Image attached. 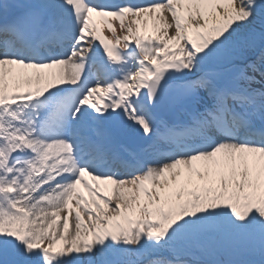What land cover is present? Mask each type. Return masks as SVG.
<instances>
[{"label": "snow or ice", "instance_id": "6c2138e0", "mask_svg": "<svg viewBox=\"0 0 264 264\" xmlns=\"http://www.w3.org/2000/svg\"><path fill=\"white\" fill-rule=\"evenodd\" d=\"M0 264H264V0H0Z\"/></svg>", "mask_w": 264, "mask_h": 264}, {"label": "bare ground", "instance_id": "6f19581e", "mask_svg": "<svg viewBox=\"0 0 264 264\" xmlns=\"http://www.w3.org/2000/svg\"><path fill=\"white\" fill-rule=\"evenodd\" d=\"M149 26L151 27V21H149ZM100 30H101V35L111 38V33L107 30V26L104 23L101 24ZM117 34H119L118 27H117Z\"/></svg>", "mask_w": 264, "mask_h": 264}, {"label": "rangeland", "instance_id": "374dc122", "mask_svg": "<svg viewBox=\"0 0 264 264\" xmlns=\"http://www.w3.org/2000/svg\"><path fill=\"white\" fill-rule=\"evenodd\" d=\"M50 71H54V70H50ZM87 195V194H86Z\"/></svg>", "mask_w": 264, "mask_h": 264}]
</instances>
